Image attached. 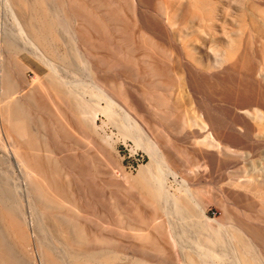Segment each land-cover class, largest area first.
Returning a JSON list of instances; mask_svg holds the SVG:
<instances>
[{
	"label": "rangeland",
	"instance_id": "rangeland-1",
	"mask_svg": "<svg viewBox=\"0 0 264 264\" xmlns=\"http://www.w3.org/2000/svg\"><path fill=\"white\" fill-rule=\"evenodd\" d=\"M0 264H264V0H0Z\"/></svg>",
	"mask_w": 264,
	"mask_h": 264
},
{
	"label": "bare ground",
	"instance_id": "bare-ground-1",
	"mask_svg": "<svg viewBox=\"0 0 264 264\" xmlns=\"http://www.w3.org/2000/svg\"><path fill=\"white\" fill-rule=\"evenodd\" d=\"M27 42V41H26ZM33 42V41H32ZM27 44V43H26ZM34 45V44H33ZM29 46V45H28ZM50 66V65H49Z\"/></svg>",
	"mask_w": 264,
	"mask_h": 264
}]
</instances>
